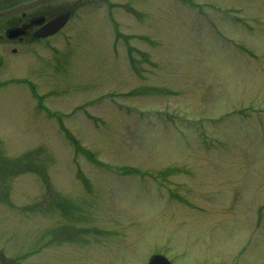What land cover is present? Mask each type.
I'll return each mask as SVG.
<instances>
[{
  "label": "rangeland",
  "instance_id": "obj_1",
  "mask_svg": "<svg viewBox=\"0 0 264 264\" xmlns=\"http://www.w3.org/2000/svg\"><path fill=\"white\" fill-rule=\"evenodd\" d=\"M83 4L0 64V264H264V0Z\"/></svg>",
  "mask_w": 264,
  "mask_h": 264
},
{
  "label": "flooded vegetation",
  "instance_id": "obj_2",
  "mask_svg": "<svg viewBox=\"0 0 264 264\" xmlns=\"http://www.w3.org/2000/svg\"><path fill=\"white\" fill-rule=\"evenodd\" d=\"M85 0H0V64L5 56L30 45L47 42L42 37L48 25L64 14L69 22ZM95 1V0H89ZM57 35V34H56Z\"/></svg>",
  "mask_w": 264,
  "mask_h": 264
},
{
  "label": "water",
  "instance_id": "obj_3",
  "mask_svg": "<svg viewBox=\"0 0 264 264\" xmlns=\"http://www.w3.org/2000/svg\"><path fill=\"white\" fill-rule=\"evenodd\" d=\"M64 21H61L58 25L54 26L53 29L51 28V30L49 31L48 34L51 35V34H54L55 32H57L63 26V22ZM148 264H171V263L164 256H162V255H155V256H153L151 258V260L149 261Z\"/></svg>",
  "mask_w": 264,
  "mask_h": 264
}]
</instances>
